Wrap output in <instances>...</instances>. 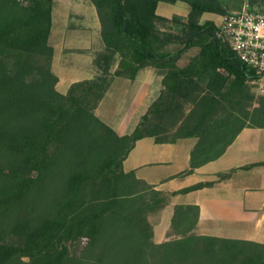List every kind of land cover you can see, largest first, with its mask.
Wrapping results in <instances>:
<instances>
[{
  "label": "trees",
  "instance_id": "trees-1",
  "mask_svg": "<svg viewBox=\"0 0 264 264\" xmlns=\"http://www.w3.org/2000/svg\"><path fill=\"white\" fill-rule=\"evenodd\" d=\"M161 1L190 10L167 17L157 12ZM54 2L0 0V264H264V243L197 233L195 204L175 205L178 236L156 242L150 215L213 181L165 193L123 166L139 139L194 137L190 167L179 175L190 174L223 155L244 127H264V95L248 83V67L214 20H202L229 5L91 0L103 41L97 73L62 93L49 41ZM149 66L163 72V87L120 135L96 109L115 77L134 80ZM81 241L79 252L71 249Z\"/></svg>",
  "mask_w": 264,
  "mask_h": 264
},
{
  "label": "crops",
  "instance_id": "crops-1",
  "mask_svg": "<svg viewBox=\"0 0 264 264\" xmlns=\"http://www.w3.org/2000/svg\"><path fill=\"white\" fill-rule=\"evenodd\" d=\"M59 1L55 0L53 13L54 7ZM71 1L86 3L89 0ZM163 2H159L157 12ZM251 7L253 6H251L249 0V8ZM254 9L264 13V0H256ZM188 12L179 15L186 16ZM74 14L73 16L78 18L85 16L82 12ZM205 14H203L202 20H214L211 17L204 18ZM70 15L72 14H67V17ZM96 20L99 19L97 18ZM99 23L97 21L100 29ZM196 52L197 49L195 47L184 52L178 60L179 66L187 64ZM162 81L163 72L153 66L141 69L134 80L124 77L114 78L111 86L113 83L117 84V87L124 91L123 93L128 99L126 112L113 122V127L120 135L133 131L140 117L159 95L163 87ZM110 88L96 109L97 115L99 110L102 111L104 99L109 95ZM108 109L103 105L104 112L102 111V113L104 116L105 114L107 115ZM193 138H180L173 143H157L154 137L150 136L139 139L126 157L129 160L135 157V163L127 170L134 169L139 178L144 179L149 184L154 185L155 189L165 193L178 191L198 182L213 181L211 185L172 195L169 203L164 208L170 205L175 207V205L179 204L198 205L199 219L196 232L200 228H204L205 230L209 229L211 232H216V234L210 235L241 238L264 243V127H244L219 158L197 167L190 174L179 175L190 167L191 151L195 143V139L192 140ZM144 140L147 141V145L143 148L141 159L136 162L134 154L139 144ZM181 140H187V142H182L181 144ZM182 148L183 151L181 150ZM222 160L223 166L204 170L209 164L213 165V163ZM252 163L257 164L250 168L241 167ZM231 170H233L232 173L227 177H220V173L230 172ZM175 180L184 185L171 189L165 187V185ZM181 195L188 198L185 201L178 202L177 198ZM229 227L232 228L229 229ZM221 229L226 231L229 229V233H219Z\"/></svg>",
  "mask_w": 264,
  "mask_h": 264
},
{
  "label": "rangeland",
  "instance_id": "rangeland-1",
  "mask_svg": "<svg viewBox=\"0 0 264 264\" xmlns=\"http://www.w3.org/2000/svg\"><path fill=\"white\" fill-rule=\"evenodd\" d=\"M220 1L225 5H229L228 11L241 9L243 3V0ZM189 7V4L184 1H178L176 3L163 2L159 7L158 12L167 16H172L176 13L183 15L189 11ZM77 12H79V14L82 12L85 16H80L82 18L73 16L75 15L74 13ZM67 14L72 15L67 17ZM205 17L213 18L214 22L219 26L220 30L222 14L206 13L204 15V18ZM97 18L99 19L98 12L91 0L86 3H83L81 1L60 0L54 7L53 26L49 41L55 48L53 70L59 77V82L57 83L56 88L62 93H66L69 86L73 82L93 78L97 73L94 60L97 52L103 48V41L99 25H97V21H100L96 20ZM178 46V44H171L169 46V49L174 50ZM123 92L124 91H121L117 87V84L113 83L110 88L109 95L106 97V99H104L103 102V105L109 108L107 113L108 116L105 114V117L102 113L103 105L102 111H98V115L100 116V118L111 126H113V122L124 115L127 110L128 99ZM194 139L195 145L197 139L193 138L192 140ZM187 140H181L180 142L182 144V142H187ZM146 145L147 141L144 140L136 149V153L134 154V156H136V162L141 159L143 148ZM181 150L183 151V148ZM134 158L130 160L126 159L124 161L123 166L125 170L132 167V165L135 163ZM222 162L223 160L217 161L213 163V165L209 164L207 167H205L204 170H211V168L221 167L224 165ZM181 185L184 184H181L178 180H175L165 185V187L167 189H171L179 187ZM187 198L188 197L181 195L177 198V200L178 202H182ZM177 200L175 201L177 202ZM174 211V206L170 205L160 210V212L154 215H150V221L155 228L154 240L156 242H162L178 236L177 234H173V231L171 229V219ZM231 228L229 227V229ZM228 230L226 231L221 229L219 233H229ZM199 231V234H201L202 232V234L205 235L216 234V232L214 233L209 229L205 230L204 228H200ZM82 246V241L77 242L76 244L71 246V249H75L76 251H78L79 249L81 250Z\"/></svg>",
  "mask_w": 264,
  "mask_h": 264
},
{
  "label": "built area",
  "instance_id": "built-area-1",
  "mask_svg": "<svg viewBox=\"0 0 264 264\" xmlns=\"http://www.w3.org/2000/svg\"><path fill=\"white\" fill-rule=\"evenodd\" d=\"M219 35L248 67L250 86L264 95V13L251 10L249 0H244L241 9L223 15Z\"/></svg>",
  "mask_w": 264,
  "mask_h": 264
}]
</instances>
